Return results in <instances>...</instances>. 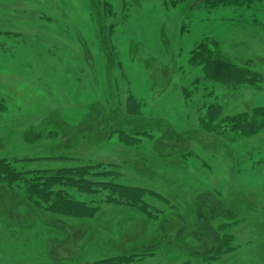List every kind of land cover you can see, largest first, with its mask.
Wrapping results in <instances>:
<instances>
[{
    "label": "rangeland",
    "instance_id": "obj_1",
    "mask_svg": "<svg viewBox=\"0 0 264 264\" xmlns=\"http://www.w3.org/2000/svg\"><path fill=\"white\" fill-rule=\"evenodd\" d=\"M213 52L255 82L209 76ZM0 98V157L100 163L148 206L70 188L99 208L68 218L0 184V264H264V125L230 127L264 106V0H0Z\"/></svg>",
    "mask_w": 264,
    "mask_h": 264
},
{
    "label": "trees",
    "instance_id": "obj_2",
    "mask_svg": "<svg viewBox=\"0 0 264 264\" xmlns=\"http://www.w3.org/2000/svg\"><path fill=\"white\" fill-rule=\"evenodd\" d=\"M198 47L203 50L206 49L204 43L198 45ZM220 56L218 52H213L208 53L206 58L203 57V61L205 60L208 65H212V72L215 73L214 76H209L214 79L232 80L235 83L244 81L253 84L255 82L256 74L246 68L236 67L224 58H219ZM2 102L3 100L0 98V111L3 110ZM231 122L232 125L230 127L234 130L240 131L243 134L253 133L264 125V106L255 108L251 113L237 114L231 117ZM112 172L106 166L97 163L95 165L79 166L71 169L60 168L48 173V170L45 169L26 170L21 166H17L15 160L0 157V184L11 192V197L19 198L34 210L37 209L68 218H92L99 208L98 205L91 204V200L88 203L83 199L76 198L70 193V188L88 194L101 193L104 190L112 189L111 193L114 191L117 194L122 193L121 195L125 197L126 201H129L125 202L126 204L139 207L140 210L147 209L148 206L146 207L145 203L133 201L137 195L135 193H138L137 190L139 189L134 186L112 183L111 179L104 177ZM117 203L122 204L123 202L118 201ZM140 254L118 253L95 260L93 264H132L141 256ZM44 255L47 256L45 259L48 260L47 253ZM199 257L202 262L205 260L206 263L208 261L210 263L211 259H217L219 255L216 253L215 256L209 254L205 257ZM36 263L39 264L38 262Z\"/></svg>",
    "mask_w": 264,
    "mask_h": 264
}]
</instances>
